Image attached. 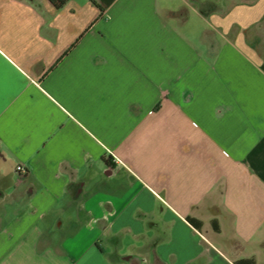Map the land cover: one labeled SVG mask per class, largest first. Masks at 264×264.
<instances>
[{"label": "crops", "instance_id": "1", "mask_svg": "<svg viewBox=\"0 0 264 264\" xmlns=\"http://www.w3.org/2000/svg\"><path fill=\"white\" fill-rule=\"evenodd\" d=\"M251 261L264 0H0V264Z\"/></svg>", "mask_w": 264, "mask_h": 264}, {"label": "trees", "instance_id": "2", "mask_svg": "<svg viewBox=\"0 0 264 264\" xmlns=\"http://www.w3.org/2000/svg\"><path fill=\"white\" fill-rule=\"evenodd\" d=\"M55 6H61L66 0H50ZM189 222L193 225H198V221L195 219L190 218ZM252 262V261H251ZM253 264V262H252Z\"/></svg>", "mask_w": 264, "mask_h": 264}, {"label": "built area", "instance_id": "3", "mask_svg": "<svg viewBox=\"0 0 264 264\" xmlns=\"http://www.w3.org/2000/svg\"><path fill=\"white\" fill-rule=\"evenodd\" d=\"M15 169L18 170V171H20V170H23V167L18 164V165L15 166Z\"/></svg>", "mask_w": 264, "mask_h": 264}]
</instances>
